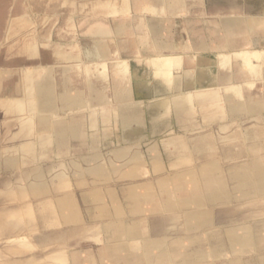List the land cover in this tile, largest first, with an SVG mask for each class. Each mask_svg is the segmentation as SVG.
I'll return each mask as SVG.
<instances>
[{
	"label": "rangeland",
	"instance_id": "rangeland-1",
	"mask_svg": "<svg viewBox=\"0 0 264 264\" xmlns=\"http://www.w3.org/2000/svg\"><path fill=\"white\" fill-rule=\"evenodd\" d=\"M242 3L248 5L247 12L249 14L253 13L264 16V0H243ZM244 13L245 12L239 10L237 15ZM144 14L150 16L156 13L147 8H145L142 13L141 11L136 13L133 9H122V0H9V3L3 8V17L0 19V98L9 97L14 94L15 90L21 84L20 82L23 81L25 77V71H29L31 67L45 66L44 58L47 54L54 59L52 65L58 70L55 76L59 82L62 78V74L59 71L62 67L67 66L72 69L70 74L72 75L73 83L80 86V80L85 76L84 73L81 74V71L83 70V72H85L87 66L83 64L81 68H77L76 60H64L58 55V52L64 50L69 55H76L79 57V55L81 56L82 50L89 49L92 46L93 39L91 35L93 30L99 28L112 29L115 25L122 23V21L126 22L125 24L130 31L113 34L111 38L105 41L112 51L109 57L110 59L106 62V71L109 70V73L113 75L120 68L122 69V65L125 64L128 67L127 77L129 80H131L130 76L133 75L132 77L137 79L135 82H140L139 84H142V89H139V91L134 88L133 97L145 102L143 105L144 109L142 108V110L145 111V129L152 138L150 141L141 143L139 148L134 146L130 148L131 153L135 150H139L146 155L145 167L138 177H122V179H119L118 174H113L114 180H111L110 183L100 184H96L90 177L88 178L89 185L102 189L104 193V202L102 203H105L111 212L114 211L115 204L110 191L115 192V196L118 198L117 203L122 207L123 215L119 217L114 215L112 220L116 223L121 222L123 224L120 226L122 229L129 228V226L137 222L136 225H139L140 230H144V234L149 230V235L151 234L155 237L159 236L157 234L158 231H163L161 234H166L165 239L167 242L172 244L173 241H184L185 246L189 244V235L206 237L205 235L212 234L214 229L225 228L228 223H231L232 219L239 220L240 223L247 222L248 224L262 220L264 215L260 211V207L263 206V202L257 201L253 204L247 203L242 205L240 210L234 209L232 205L228 204L217 206L214 211V213H216V227H208L204 229L205 232L204 230H200L187 233L184 226L173 225V222L169 219L170 212L165 209L164 205L167 201L169 202L170 199L174 200L177 195L180 196L181 192H178L176 187L172 184L164 186L160 183L161 176H173L180 170L201 164L205 159H199L198 156H195L193 162L189 164L178 163L173 167L169 163L177 159L181 151H177L173 144L167 147L163 143L172 139V137H179L185 139L187 144L192 147L193 143L198 140L200 135L213 133L217 140L218 152L232 150L234 155L237 152L236 157L238 158H235V160L221 159V166L224 168L223 171L228 172L230 166L248 162V154L264 156L262 152H247L246 145L241 143V141H228L231 136L241 131H256V129L260 127V125L257 127L256 125L261 124V121L252 116H244L236 120L225 117L220 121H212V124L205 123L203 120L205 111L199 110V112H194V121L196 123L197 121L202 122L203 125L196 124L195 127L189 126L188 129H184L181 127L180 121L176 115H162V113L157 110L156 103L164 99L165 96L170 97L172 91L156 76L155 63L143 50L145 43L151 37L146 31V18L142 17ZM164 16L167 15L164 13ZM44 20L47 21V23ZM263 30H259L254 34L239 33L237 37L240 40L236 43V47L232 48V50L226 48L221 53L198 54L192 49H187L186 51L181 49L182 51L180 54H177L178 52L172 53L168 49H163L159 54L181 55L183 57L185 64L183 67L181 66L174 71V75L177 79H182L187 71L195 69L192 70V72L203 73L208 80H210L209 83L203 82L204 86L216 87L218 85L220 86L218 77L225 72H229L232 76L237 77L233 79L231 83L238 84L240 92H243V94L247 96L261 98L264 94V80L261 78L262 76H256L252 73L250 68L245 65L244 60L234 53L241 49L262 51V60L255 59L254 63L259 68L261 67L264 69ZM176 32H178V29L174 31V33ZM36 44L41 46L40 53L31 55L24 52L27 46ZM224 56L230 57V63L225 68L222 67L220 63ZM90 67L96 66L92 64ZM98 67L99 70L104 69L102 65ZM42 70L44 69L39 70L40 74ZM108 83V81L104 82L106 85ZM136 83H133V85ZM108 95H111V88L108 89ZM146 95H148L147 98ZM212 109L214 108H210V110ZM210 110L208 109V111ZM19 117L26 118L27 115L14 113L5 116L4 129H15ZM58 117L61 120H66L70 117V114L61 112ZM221 125L225 127L221 129ZM96 133L95 131L87 132L86 136H84L85 143L91 145L89 149L83 147L82 141L79 139H77L78 152L75 151L76 146L74 144L72 146V153H65L63 149L56 148L52 145L50 147V158H46L42 162L43 165L46 169L55 164H64L69 168V159L72 156H82L81 152L83 151L94 152V150H100L104 157L108 158L112 156V151L114 149L121 146L120 138L116 136L109 137L101 144ZM69 139L74 138L70 136ZM6 140V138L1 140L2 146H5ZM154 143L159 144V153L162 155L165 165L167 166V168L161 172H155L149 161L150 154L148 153V148ZM197 154L198 153L195 152V155ZM5 155L6 154H3V156ZM124 164L125 162L122 163V167L125 168ZM22 167L23 169H27L30 166ZM60 170L61 168H57L51 174L47 175L48 183L53 193H55V189L51 182V178ZM18 176L19 170H9L0 166V226H5L10 222L18 221L21 223V220L24 219L22 216H19V211H21V207L23 206L22 201L8 198L9 196H7L4 191L7 183H17ZM230 185L232 186V184ZM136 186L139 187L141 193H145L147 187H151L150 191L153 194V196L142 201V206L139 211L130 209L129 203L131 199L127 197V190ZM191 188V184L186 185L187 191H191ZM71 189L77 191L79 193L77 197H80L82 188L75 179H73V187ZM169 191L171 192L170 195L168 194ZM183 195H186L185 192H183ZM47 196L51 197L52 195ZM79 202L82 208L83 219L88 224V226L85 227L67 224L57 218L53 221L52 219L55 218V215L45 209L39 210L40 205L38 206L36 200L35 208L32 211V213H34L33 216H25L26 222L24 221V224L26 226L23 228H25L26 231L21 230L18 232L19 229L14 231L11 229L10 232H7L5 228L3 232L2 230L0 231V264H44L47 262H55L54 258L49 257H53V255H55L54 250L58 248L62 249L60 253H63L62 256L65 257L64 263L66 264H126L124 262L126 260H122V255H127L130 252L139 254L148 264H154V261L157 259H165V263L171 264L167 262L169 260L166 247L159 248V239H154L153 242L146 243V247L142 250H138V247L134 246L136 244L131 245L130 243L132 242L129 243L126 241L128 246L127 249H125L126 251L118 253L112 252L110 256H102L101 252L107 246L114 245V243L121 244L122 239H119V235L117 236V234H115L116 232H113L118 226H112L110 228L102 226L101 224L106 220L93 215L98 212L95 208V204L82 200ZM50 214H52V216ZM260 228L264 229V226ZM144 234L143 236H148V234ZM114 235L116 238L113 237ZM261 236L263 239L259 244L263 246L264 232ZM180 243L174 244V247H176L178 252H185V248H182ZM261 255L264 256V249H259V251L252 250L247 254L246 252L231 254L226 251L216 258H210L200 264H227L234 258L237 259L241 257V259L252 260V258H259ZM173 259V264H182L179 263L180 258L174 257ZM129 262L128 264L141 263L137 258L130 259Z\"/></svg>",
	"mask_w": 264,
	"mask_h": 264
},
{
	"label": "crops",
	"instance_id": "crops-1",
	"mask_svg": "<svg viewBox=\"0 0 264 264\" xmlns=\"http://www.w3.org/2000/svg\"><path fill=\"white\" fill-rule=\"evenodd\" d=\"M242 2L243 0H122V9H133L136 13H139V11H141L142 13L143 10L147 8L150 10L152 9L151 11H154V13H156L150 16H146L145 14L142 16L146 18V31L151 36L143 47V50L145 51V54L147 56L157 55L163 49H168L172 53L178 52L177 54H180L182 50L186 51L187 49H192L198 54H210L217 52L221 53L226 48H230L231 50L232 48H235L236 43H238L240 40L237 37L239 33L254 34L257 31L264 29V16H260L258 14L253 13L249 14L247 12L248 5H245ZM239 10L245 13L240 14L238 16L237 14ZM164 13L167 16H164ZM122 23L124 22L122 21ZM177 29L178 32L174 33V31H176ZM112 36L113 28H99L92 31L91 38L106 41ZM63 76L65 75L63 74ZM204 78L205 82L208 83V78L206 76H204ZM236 78L237 77H235V79ZM56 81L58 82L57 78ZM64 81H66V86L69 85L68 80ZM21 84H23V81H21ZM17 89L15 90L13 95H17ZM111 89H113L114 91L113 86ZM61 112L62 111H60L59 114ZM252 117H255L257 120L261 121V124L256 125V127L259 125L260 127H258L256 131L245 130L236 133L231 136L228 141H241V143L246 145L245 147L247 152L252 151V153H260L262 151V153H264V113L259 115H253ZM224 127L225 126L221 125V129H223ZM13 130H3L2 134H0V142L3 138H6V144H9V131ZM150 140L144 141L146 142ZM170 140L165 141L167 147L174 144L177 151L182 152L179 153L177 159L170 161L169 164H171L173 167L176 166L178 163L189 164L190 162H193L195 156H198L199 159H205L201 164L188 167L184 170H180L176 172V174H174L173 176H161L160 178V183H162L164 186H168L167 184H172L176 187L178 192H181L180 196L177 195L175 197L176 199H170V201H167V203L164 205L165 209L170 212L169 219L173 222V225L184 226L185 231L187 233H191L192 231L204 230L212 226L216 227V213H214L215 208L220 205L224 206L225 204L232 205L234 209L240 210L242 205L244 204H253L256 201L263 202V206L260 207V211L264 215V156H254L247 153L249 156L248 162H245L240 165L230 166L228 172H225L223 171L224 168L221 166V159L235 160V158H238L236 157L237 152L235 153V155L232 150L218 152L215 134L213 135V133H205L203 135H200V137H198V140L193 143L192 147L189 146L186 140L183 138L172 137V141ZM206 140H208L209 143H206ZM144 141L138 142L136 144L129 143L125 145H122L121 143V146L114 149L112 151V156L108 158L104 157L100 150L94 152L83 151L81 152L82 156H74L69 159V168H67L68 166L64 164H55L54 166L46 169L45 166L42 164L40 168L43 171L44 180L42 182L47 188L45 190L46 192L35 191L33 188L37 184L34 178L35 173L38 171L37 168L29 167L32 169L27 168L22 171H19L17 183H14V185H16L18 188L23 187L24 189H26L27 198H24L22 200L19 199L18 201H22V207L29 209V211H33V209L35 208V201L37 200L38 206L40 204L39 210H44L46 208L45 210H49L48 212H51L53 213V215H55L53 221H55L57 218L67 224H74L78 227L88 226V224L83 219L82 208L80 207L79 201L82 200L84 202H92L95 204V208L98 210V212L93 215H96V217H100L106 220L104 221V223L101 224L102 226H107V228H110L112 226H119L122 224L121 222L116 223L114 220H112V217L114 215L116 217L123 215L122 207L117 203L118 198L115 196V192L110 191L115 204L113 213L110 211V209L105 203H102L104 202V193L102 189L100 191L99 187L96 188L89 185L88 178L90 177L96 184H100L110 183L111 180H114L113 174H118L119 179H122V177H138L145 167L146 155H144L139 150H135L134 152H132V154L129 150L134 145V147L139 148L141 146V143H143ZM165 143L163 144L165 145ZM73 144L76 146L75 151L78 152L77 140L69 139V141H67V146L69 147L70 152H73ZM157 144L158 143H154L148 148V153L150 154L149 161L152 166V169H154L155 172H161L162 170L164 171L167 166L165 165V161L162 155L159 153V144ZM52 145L56 148H59V144L56 142ZM50 147L48 149L47 158H50ZM195 152H197L198 154L195 155ZM137 156H139L140 158H137ZM4 157H6V155L3 156V154L2 157H0V166H3L9 170H14L5 166L3 161ZM180 160L183 161L181 162ZM123 162H125V168L122 167ZM57 168H61V170L54 174L51 178V182L54 185L55 189V193H53L52 188L48 183L47 175L51 174ZM240 169L242 172L240 171ZM59 175H63L64 179H58ZM189 175H191L192 177H189ZM244 177H246V179H244ZM73 179H75L76 182L82 188V191L80 192V200H78L77 197V194L79 193L71 189L73 187ZM168 180L170 181V183ZM61 181L63 184L61 183ZM188 184H191V191L186 190V185ZM230 184H232V186ZM208 185L210 186L209 188ZM150 188L151 187H147L145 193H141V190H139V187L137 186L129 188L127 190V197L131 199L129 203V207L131 210L138 211L141 208L139 206H142V201L153 196L150 191ZM183 192H185L186 195H183ZM205 192L207 194H205ZM227 192L230 194H228ZM170 193L171 192L169 191L168 194L170 195ZM47 195L52 196L49 197ZM91 196L94 197L91 198ZM96 200L98 202H96ZM172 203H174L175 206L177 205L178 208L172 207ZM46 204H48V206ZM32 211L29 212V216H33L34 213L32 214ZM50 215L52 216V214ZM24 226L26 225L24 224ZM244 226L254 228L257 237V251H259V249H264V245L262 246L261 244H259V242L263 239L261 234L264 232V229H261L260 227L264 226V218L262 220L255 221L251 224H248L247 222L240 223L239 220L232 219L231 223H228L225 228H219L217 230L214 229L213 233L208 235L206 234V237L188 234L189 244L187 246L184 245V241H173L172 244L167 242V240L165 239L166 234H161V232L163 231L157 232L159 236L155 237L150 234L149 237L156 240L164 239L163 241L165 242L166 249L168 252L169 261L167 262L173 264V258L175 257L180 258L179 263L182 264H200L201 262L210 259L207 257V254L209 252H218L219 250L223 251L222 253L226 251L232 253L234 241L229 237L227 230ZM23 231H26V229L24 228ZM149 233L150 231L148 230V234ZM178 243L182 245V248H185V252L177 251L176 247H174V244ZM118 245H120V243H114V245L107 246L101 252V255L110 256L112 252L118 253L121 251H126L122 250V246ZM61 250L62 249L58 248L54 251ZM216 257H218V255H216L214 258ZM260 257L264 258L263 255H261ZM136 258L137 260L141 261L140 264H148L147 261L141 258L139 254L130 252L127 255H122V260H126L124 261L126 264H128L130 259ZM259 258H252V261H256ZM237 259H241V257H238ZM237 259L235 258V260ZM244 260L245 259H242V261ZM164 261L165 259H157L156 261H154V264H167ZM236 262H234V264H236Z\"/></svg>",
	"mask_w": 264,
	"mask_h": 264
},
{
	"label": "bare ground",
	"instance_id": "bare-ground-1",
	"mask_svg": "<svg viewBox=\"0 0 264 264\" xmlns=\"http://www.w3.org/2000/svg\"><path fill=\"white\" fill-rule=\"evenodd\" d=\"M8 3H9V0H0V19L3 17V8L6 7ZM164 7H167V6H164ZM45 22L47 23V21ZM124 23H119L115 25V27H113V34H120L121 32L123 33V32L128 31L129 29L127 25ZM24 52L26 54L29 53L31 55L38 54L41 52V46L39 44L38 45L36 44L33 46H27L24 49ZM111 53L112 51L109 49L105 41L99 40V39H93L92 46L89 49L82 50L81 56L79 55V57L76 55L74 56L69 55L64 50L58 52V55L61 56V58L64 60H70V59L76 60L77 68H81L83 64L87 66V69L85 72H83V70L81 71V74L84 73L85 76H83V78L80 80L81 81L80 86L75 85L73 83L72 75L70 74L72 69L67 66L62 67V69L59 71L62 74V78L60 82L59 81L57 82L55 78V74L58 72V70L54 67V65H52V62H54V59L51 58L50 55L47 54L46 55L47 57L45 56L44 58L45 66L41 65L40 67H34V68L31 67L29 71L27 72L25 71V77L23 79V84H21L19 88L17 89V95L0 98V132H1L0 134H2L3 130H5L4 129L5 128V116H7L8 114L10 115L14 113L27 115L26 118L19 117L17 120V126L15 130L9 131V136H10L9 142L10 143L5 144V146H2L0 142V157H2V154H6V157H4L3 161H4L5 166H7L10 169L22 171L25 169V168L23 169L22 166H30V167L37 168L38 171L35 173V176H34L37 184L36 186L33 187L35 191L43 192L47 189L45 184H43L42 182L44 180L43 179L44 175L40 167L43 164L42 163L43 160L47 158L48 156L49 147L55 142L59 144L58 145L59 148L63 149L65 153H68V152L70 153L69 147L67 146V141H69L70 136H73L75 140L77 139L81 140L83 147H85L86 149L90 148L91 145L88 143H85L84 136H86L87 132H94V131L97 132L96 134L98 135L99 141L101 142V144L104 142V140H107L111 136L119 137L120 144L122 143V145L129 144V143L136 144L138 142H141L144 140H150L152 138L151 135L145 129V123H144L146 120L145 114H144L145 111L142 110L145 102L138 100L137 98L136 100L133 97L134 90L137 89L139 91V89H142L141 88L142 84H139L140 82L136 83L135 81L137 79L135 77H132L133 75L130 76L131 80H129V78L127 77L128 67L125 64L122 65V69L120 68L113 75L109 73V70L106 71V62L108 59H110L109 57ZM234 54L244 60L245 65L250 68V71L252 73H254L256 76L261 75L262 76L261 78H263L264 80V69L260 67L262 69L261 70L254 63L255 59L260 60L263 57L262 51L241 49L239 51H236ZM149 58L155 63L156 76L160 78V80H162L164 84H166V86L169 87V89L172 91V95L170 97L165 96L164 99L156 103V108L158 111L162 113V115L164 114L165 115L167 114L176 115L180 121L181 127L184 129H188L189 126L195 127L196 124L197 125L202 124V122L197 121L196 123L194 121L195 120L194 112L195 113L199 112V110L205 111L203 120L205 121V123H211V124L213 123L212 121L214 122L220 121L225 117L226 118L228 117L231 120H233V119L242 118L244 116L249 117L251 115L253 116V115H259V114L264 113V94H263V97L261 98L260 97L256 98L253 96H247L243 94V92H240L239 90L240 87H238V84L231 83L233 82L232 80L235 79V76H232V74H230L229 72H225L220 76L218 75L219 76L218 81H219L220 86L218 85L216 87L215 86L207 87L203 85V82H205V78H204L205 75L199 72L196 73L195 71L192 72V70H195V69H190L189 71H187V73L182 77V79H177L175 77L174 75L175 69L177 68L179 69L181 66L183 67V65L185 64L184 62L185 60L183 59L181 55L157 54L154 56H150ZM117 63H120V62H117ZM220 63L222 67L224 68L227 67L230 63V57L228 56L222 57ZM92 64L95 65L96 67H90V65ZM101 65L103 66L105 70L104 69L99 70L98 66H101ZM40 69H44L42 70L41 74L39 73ZM63 74L65 76H63ZM21 80H22V77H21ZM64 80H68L69 85L66 86L65 85L66 81ZM105 81H108L109 83L106 85L104 84ZM209 82L210 80H208V83ZM133 83H136V84L133 85ZM112 86L114 87V91L113 89H111V95H108V89L112 88ZM147 96L148 95H146V98ZM212 107L214 109L210 110V108ZM208 109L210 111H208ZM60 111L66 114H70L71 117L73 118L69 117V119H66V120L59 119L58 116H59ZM170 141H172V139ZM205 142L209 143L208 140H206ZM139 156H137V158ZM180 161L182 162L183 160H180ZM29 169H32V168H29ZM58 177H59L58 179H61V180L64 179L63 175H59ZM189 177H192V176L189 175ZM244 179H246V177H244ZM209 187L210 186L208 185V188ZM4 191L6 192L7 196H9L8 198L12 200H19V199L22 200L24 198H27L26 189H24L23 187L18 188L16 185H14V183H7ZM205 194L207 193L205 192ZM92 197L94 196H91V198ZM96 202L98 201L96 200ZM174 203H172V207L178 208V206L177 205L175 206ZM46 205L48 206V204ZM28 211L29 209L25 207H21V211H19L20 212L19 216H22L24 218L21 220L22 221L21 223L23 224H21L18 221L10 222L5 226H0V231L2 230L3 232L4 228L7 232H10L11 229L12 231L19 229L18 232L23 230L24 221H26L25 216L27 215L29 216L30 215L29 212L32 210H30L29 212ZM136 223L134 225L129 226V228L127 227L123 229L120 227L123 225L121 224L116 229H114V231L112 230L113 232H116L115 234H117V236L119 235V239H122L121 244L118 245V246H122V250H125L128 247L126 241H128L129 243L132 242L130 243L131 245L136 244L134 246L138 247L137 248L138 250H142L143 248H145L146 243L154 241L153 238L149 237L148 231H146V233L144 234V230L142 229L140 230L139 225L137 226ZM227 231H228L229 237L234 241V245L232 247L233 254H237L241 252H246L247 254L248 252L252 250L257 251V237H256V232L254 231V228L244 226L240 228L228 229ZM143 234L144 235L148 234V236L147 235L143 236ZM113 237L116 238L115 235ZM98 240L96 241L99 242ZM163 240L160 239L158 241L160 242L159 248L166 247L165 242ZM60 252L61 251H54L55 255H53V257H49V258H54L55 262H47L44 264H66L64 263L65 257H63L62 256L63 253H60ZM222 252L223 251H219V250L218 252L217 251H213L212 253L209 252L207 254L208 255L207 257L214 258L216 255L219 256L220 254H222ZM234 262H236V264L237 263L264 264V258L260 257L256 261H252V260L242 261V259L235 260L234 258L228 263L234 264Z\"/></svg>",
	"mask_w": 264,
	"mask_h": 264
}]
</instances>
